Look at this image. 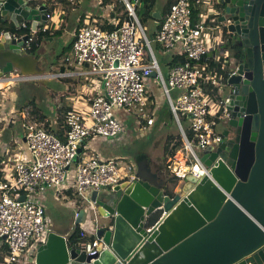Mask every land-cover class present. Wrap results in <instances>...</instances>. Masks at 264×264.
<instances>
[{"label":"water","instance_id":"1","mask_svg":"<svg viewBox=\"0 0 264 264\" xmlns=\"http://www.w3.org/2000/svg\"><path fill=\"white\" fill-rule=\"evenodd\" d=\"M156 1L151 17L161 21L164 1L159 8ZM215 8L222 33L233 42L220 98L229 115L221 141L196 152L204 169L199 177L159 179L145 158L138 160L133 177L91 193L99 220L95 237L108 248L70 247L50 231L30 263L264 264V0H216ZM48 11L28 0H0V78L13 69L43 73L21 33L45 25ZM83 216L80 210L74 226Z\"/></svg>","mask_w":264,"mask_h":264},{"label":"built area","instance_id":"2","mask_svg":"<svg viewBox=\"0 0 264 264\" xmlns=\"http://www.w3.org/2000/svg\"><path fill=\"white\" fill-rule=\"evenodd\" d=\"M28 1L38 6L36 0ZM121 1L126 16L114 30L106 31L96 25L97 17L108 21L114 5L107 4L105 8L100 7L101 15L86 14L83 25L74 32L71 52L65 62L85 68L87 72L82 75L100 76L102 89L90 99L86 107L65 109V142L48 133L43 123L32 120L29 109L19 111L14 104L8 106V96H4L6 92L0 94V124L8 126L18 120L22 140L30 154V159H27L21 152L11 150L15 153L14 165L9 166L8 171L0 162V250L4 254L0 264H28L37 248L45 242L50 232L48 228L52 224L42 197L49 190L78 207L74 212L75 220L78 210H81L79 201H86L90 211L95 212L90 200L91 193L113 189L127 178V173L123 174L119 170V159L103 158L90 149L89 141L95 137L118 139L123 128L116 112L127 110L132 105L138 108L136 119L139 126L145 124L149 127L154 124L156 102L146 91L152 73L178 122L182 141L179 150L182 158L178 160L177 154H174L166 163L170 177L179 182L183 181L187 173L199 177L198 172L204 169L198 163L192 142L198 151H202L221 141L216 126L229 112L222 108L218 89L230 75V57L225 56L227 60L221 61L224 56L209 54L210 48L202 40L206 17L199 14L198 20L193 22L191 0H173L162 17V24L154 29L150 41L135 13L140 0ZM199 3L196 0V4ZM109 21L115 26L118 23ZM52 23L54 14L48 11L46 24L28 36L25 43L27 51L36 33L39 30H52L55 27L51 26ZM153 45L160 54H168L177 49L180 56L179 61L168 68L166 77L155 56ZM224 69L225 77L222 73ZM59 77L62 78L63 74L50 75V78ZM46 79L45 74L22 75L18 69H13L0 78V82L6 83L0 92L15 83ZM175 91H179V94L173 99L172 93ZM55 102L60 105L58 99ZM214 104H217L216 114L212 112ZM180 118L188 123L191 141L185 135ZM12 143L16 141L12 140ZM189 155L194 160L192 163ZM175 163L179 165L176 170L172 168ZM129 170L133 177L134 164H131ZM71 197L75 198L74 201L69 200ZM84 221L85 215L81 225ZM94 228V239L88 244L91 250L98 247L105 250L108 247L100 238L95 237L97 227ZM81 231L80 238L83 239L86 233ZM28 252L33 254L30 260Z\"/></svg>","mask_w":264,"mask_h":264},{"label":"crops","instance_id":"3","mask_svg":"<svg viewBox=\"0 0 264 264\" xmlns=\"http://www.w3.org/2000/svg\"><path fill=\"white\" fill-rule=\"evenodd\" d=\"M200 1V0H199ZM38 2V6L41 4H44L49 8H51L52 5H54V12H59L61 17V21L59 24H57L53 29L54 30H59L61 29L62 34L59 36V39H62L64 44L67 45V43L70 41L71 34L76 31V27L78 25V21L80 17L84 14H91L95 12V15H101L102 10L98 5L96 6V1L92 0H36ZM52 2V3H51ZM166 0H164V5H165ZM199 5V14H201L203 17H206V22H205V28L204 30L209 29L210 33H214L213 37L211 38V42H207L209 44V54H217L220 56H228L230 57V54H232L233 47H232V40H230L229 37L225 36L222 31L221 27L217 22V11L214 5L211 4V6L205 10V7L203 5V2L200 1ZM163 15V14H162ZM64 34V35H63ZM54 40V38H52ZM68 40L64 41V40ZM51 39L46 40L47 42L53 41ZM45 44V43H44ZM43 48V47H42ZM55 54V57L57 58L59 54ZM69 55V54H68ZM163 56V65L165 67V71L163 75H167V70L170 66L175 65L179 59L180 56L178 55L177 49L173 50L172 52L168 54H160ZM33 56V55H32ZM41 61L40 67L44 70H49L50 68L53 67L55 59H51L46 61L45 58H38ZM57 68L59 69V72L63 74V77H59L58 80H64V78H67L65 80H68V78H75V80L72 82V85L78 83L80 84V87L77 86H69L68 84L63 85L62 91H60L58 97L59 98H54L58 99L60 101V107L65 110V109H71L73 107H86L88 105L90 99H92L98 91L102 89V83L98 80L97 83L90 82L89 80L83 79L81 76H86L82 75L81 73L87 72L85 68H79L72 63H66L65 61L63 63L58 62ZM70 73V74H67ZM92 76V75H90ZM83 79V80H81ZM151 79H154V77H150L149 80L147 81V86H146V91L148 96H151L152 98L155 99L156 105L158 103L162 104L163 103V92L162 89L156 84V81H151ZM64 80V81H65ZM29 86H33L32 84L29 83ZM25 89V88H24ZM1 92H6L4 96H8L9 101L7 103H12V102H17L18 107L19 102L25 103L23 99H21L20 95L18 93L13 92V89H5V91ZM4 94V93H3ZM179 91H175L172 93V98L175 99L178 97ZM162 95V97H161ZM93 96V97H92ZM28 97V96H27ZM25 98V97H24ZM212 112L213 114L217 113V104H214ZM45 108H49L48 103ZM59 108V109H61ZM50 109V108H49ZM55 109V108H54ZM54 109L52 110H46L50 114L54 113ZM58 109V110H59ZM156 110V106H155ZM217 110V111H216ZM158 109L156 110L157 113ZM56 113V112H55ZM155 113V115H156ZM117 117L120 119L121 124H122V134L118 139H103V138H92L89 141V147L91 150L95 151L97 154L102 156L105 159H124L123 157L128 158L135 166V171L137 170V164L136 162L138 160H141L142 158H145L149 169L155 173L159 179H165L164 174L168 171L166 168V163L168 159L171 156H165L164 158V150H163V145L165 142L166 137L170 138L173 135L180 137V132L179 129L176 125L174 124V130L171 127V129H167V126L169 123L168 119L166 116H161L162 120L158 122V116L154 117L153 119L154 124L152 126H149L148 128L145 127V130L147 134L150 135V133L155 134H162V138H164L163 143L161 141H153L151 143V150L150 154H146L143 151L137 149L133 150L132 146L133 144L138 140V138H141V135H138L139 130L137 128V124L129 123L128 122V117L125 116L123 111H117L116 112ZM175 121V120H174ZM19 121L17 120L15 124L11 125H3L2 127V136L0 144V162L6 166L5 170H9V165L5 164L3 161V156L5 153V150L7 147H10L11 150L21 152L27 159H30V154L27 151V148L24 144V141L22 140L21 137V130L19 126ZM186 126L185 130H189L188 123L185 121ZM221 123V121L217 124L216 129L218 125ZM171 124V123H170ZM184 129V128H183ZM140 131V130H139ZM143 131V130H142ZM140 131V132H142ZM217 131V130H216ZM218 133V131H217ZM12 140L16 141V143H12ZM161 154H159V153ZM175 152V154H177ZM158 153V154H157ZM156 154V155H155ZM160 155V156H158ZM154 156V157H153ZM164 159V162H163ZM164 163V164H163ZM167 170V171H166ZM169 173V172H168ZM170 177V173H169ZM168 177V178H169ZM47 196H44V203L46 206V212L48 217L52 219L53 223V232H56L62 236H65L67 239V235L73 230L74 226V210L76 211L78 207L71 206V204L67 200H63L62 197L59 195H56L55 191L49 190L47 193ZM54 197V198H53ZM75 198L71 197V201H74ZM60 202L62 206L60 205ZM69 206L73 207L74 209L72 210L69 208ZM67 209V210H66ZM162 213H158L157 215H161ZM63 216L64 217V222L65 226L58 224V219ZM160 217V216H159ZM152 226L151 224L149 227ZM55 228V230H54ZM81 230H84L86 233V236H88V233L82 225L80 226ZM92 236V235H91ZM94 236V234H93Z\"/></svg>","mask_w":264,"mask_h":264},{"label":"rangeland","instance_id":"4","mask_svg":"<svg viewBox=\"0 0 264 264\" xmlns=\"http://www.w3.org/2000/svg\"><path fill=\"white\" fill-rule=\"evenodd\" d=\"M71 1H73V0H71ZM117 1L118 0H109L108 2L117 3ZM162 1H164V0H157L156 1L157 4H158L157 5L158 8H159L160 4L162 3ZM200 1L203 2L204 7L206 6L205 7V10H206V9H208L211 6V4L214 5L216 0H200ZM96 3H97L96 6L98 5L99 7H103V8H105V6L107 5V2H104V0H96ZM111 5H113V4H111ZM53 14H54V23H52V25H51L52 27L56 26L61 21V19H60L61 15H60L59 12L58 13L54 12ZM91 14H92V16H94L95 12L91 13ZM97 18H98V22L99 23L103 22V19H101L99 17H97ZM154 26H155V22L153 20H148L142 25V27L144 29V32H145L146 36L148 37V39L150 41L152 40V36H153L154 28H155ZM209 31L210 30L207 29V30H203V32H202V40L205 43L206 47H209V44L207 42H211V38L214 35V33H210ZM73 35H74V32L71 34L70 40L73 38ZM59 38L60 37H56L53 41L49 42L48 44L46 43L44 45V47H46V49H45L46 51L50 50L53 53L59 54V56L57 58L55 57V54H53L48 59V60H51V59H55V60H53L54 61L53 67L50 68L49 70H44L43 73H42L43 75L44 74L47 75V79L46 80L27 82V83H15L11 87H9L10 89H13V92L18 93V95H20L21 99H22V97L26 96L25 97V99H26L25 103L19 102L20 103L19 106L22 107L24 104H26V102H28L31 98L34 97L36 99L37 104L39 106H41L43 109H46V110L49 111V110H52V109L55 108L54 109V113H55L60 108V105L55 102L54 98H59L58 95L60 94L59 92L62 91L63 85L68 84L69 86H71L72 82L75 80V78H68V80H65L67 78H64L65 81L64 80H58L59 78H50V75L59 74L60 73L59 69L57 68V64H58V62L63 63L66 60V57H67V54H68V52H66L67 50L64 49V47H66V44H64L63 40L59 39ZM64 41L68 42V40H66V39ZM153 49H154L155 56H156V58H157V60L159 62V65H160V67L162 69V72L164 74L165 67H164L163 62H162V60L164 58H163V56L160 55V53H158L156 51L154 45H153ZM42 53L43 52H41L40 54H42ZM40 59H42V58L40 57ZM81 77L83 79H85V80H89L90 79L91 83H93V82L97 83V81L100 80V76L86 75V76H81ZM83 79H81V80H83ZM151 81H154V79H151ZM29 83L33 85V86H29L31 88V90H33V91L27 93L26 90L24 91L23 88L26 85H29ZM72 86L80 87V84L76 83V84H74ZM225 93H226V90H225L224 85L222 84L219 87V89H218V97L222 98V96ZM0 94H3V92H0ZM161 97H162V95H161ZM163 99L164 100H163L162 104L158 103L156 105V110L158 109L157 113H156V110H155L156 115L165 116L166 105L168 104V102H167L165 97ZM47 103H48V106H49L50 109L49 108H45L47 106ZM81 108H83V107H76V108L73 107L71 109L78 110V109H81ZM25 109H29V113H30L31 110H30L29 107L25 108ZM46 110H45V112H47ZM123 112H124L125 116L128 117V122L130 124L131 123H133V124L135 123V124H137V128L140 131L143 130L142 132L137 130L138 131L137 133H138V135L139 134L141 135V138H138V140L133 144V146H132L133 150L139 149V150L143 151L146 154H150L151 143H153V141L154 142L155 141H161V143H163L164 138H162V136H161L162 134L153 135V133H150V135H149V134L146 133V131H144L145 127H147L145 124H142L141 126H139V124L137 122V119H136V114H138V108L135 105L130 106L129 108H127V110H124ZM31 113H32V111H31ZM156 115L154 114V117H157ZM30 117H31L32 120H35V121L37 120V115H35V113L32 114ZM168 122L169 123H167L168 124L167 129H169V128L171 129V127H172L173 130H174V125L172 124V122H170L169 120H168ZM43 124H44V122H43ZM182 125H183V127L185 129L186 123L182 122ZM2 127H3V125L0 124V144H1V141H3L1 139ZM224 127H225L224 126V122L221 121V123L218 125V127L216 129L218 131L217 134H221L223 129H224ZM173 138H174V140H172V141L169 140L168 137H166V139H165V142H164V145H163L164 146L163 147L164 157L171 155V153H170L171 149L170 148L174 144V141H176V140L178 141L179 137L173 135ZM192 146H193V149L196 152H198L194 142H192ZM14 154L15 153L11 152L10 147H7V149L5 150L4 156H3V159H4L3 162L5 164H8L10 167H12L14 165ZM159 154H161V153H159ZM158 156H160V155H158ZM123 158L124 159H121V160L117 161V165L119 167V170H121V172L123 174L127 173V177H129L131 175V171L129 170V167L133 163L128 158H126V157H123ZM189 160H190V163H192L194 161L191 155H189ZM164 177L168 178L169 175L165 173ZM45 196H47V194H45ZM60 205L62 206L61 202H60ZM71 206H74V205L71 204ZM71 206H69V208H71L73 210L74 208L71 207ZM78 206L85 213V221L83 222L82 226L86 229V231L88 233V236H91V235L94 234V229H95L94 226L98 227L99 220H97V222H95L93 214L90 211V205L86 201H79ZM74 207H76V206H74ZM74 212H75V210H74ZM89 219H91L90 222H88ZM64 220H65L64 217L61 216L58 219L57 222H58V224L65 226ZM49 221L51 222L52 227H49L48 230H53V223H52V219L50 218V216H49ZM54 230H55V228H54ZM32 255L33 254L31 252H28V254H27L28 260H30ZM3 256H4V254H3L2 250H0V260L3 259ZM28 264H32V263H28Z\"/></svg>","mask_w":264,"mask_h":264},{"label":"trees","instance_id":"5","mask_svg":"<svg viewBox=\"0 0 264 264\" xmlns=\"http://www.w3.org/2000/svg\"><path fill=\"white\" fill-rule=\"evenodd\" d=\"M96 1V0H94ZM109 0H104V2H107V4H113L114 7L112 8V11L109 15V19L108 21L106 19H103L102 23L97 22L96 25L106 31H112L115 29V27L119 26L123 20V18H125L126 16V9L124 4L122 3L121 0H118L117 3L114 2H108ZM129 2H133V0H128ZM58 2H60V0H58ZM173 0H166L164 8H163V16L164 14L168 11V9L170 8L171 4H172ZM52 3V2H51ZM154 3L155 0H140V2L136 5L135 7V13L137 18L140 21V24L143 25L146 21L148 20H153L151 17V12L153 11V7H154ZM215 6V3H214ZM54 11V5L51 6V8H49V12L53 13ZM191 11H192V21L196 22L198 20V16H199V5L196 4V0H191ZM86 14L82 15L78 21V25L76 27V30L83 25V20ZM162 16V17H163ZM109 20H113L118 22L116 24V26L112 23V21ZM154 21V20H153ZM155 22V28H159L160 25L163 22V18L161 21H154ZM154 33V32H153ZM22 35H28L30 36L31 32L29 30V27L26 26L25 28L22 29ZM62 34L61 29L59 30H50V31H45L43 32L42 30H39L35 37L32 39V42L30 43V49L28 50V53L30 54H35L40 48H41V43L45 42L47 40V38H56L59 37ZM72 41L73 38L67 43L66 47H64V49H66L68 52V54L71 52V48H72ZM67 54V55H68ZM226 61L227 58L226 57H222L221 61ZM226 66H227V62ZM226 69L222 70V73L224 74V77L226 76ZM22 99L24 100V102L26 101L25 98L22 97ZM11 104H14L15 107L21 111L22 109L25 108H30V116L32 114L35 113V115H37V120L36 122L39 123H43L44 122V129L48 132L51 133L52 135H54L58 140H60L61 142H65V138H66V125L65 122L63 120V112L65 111L63 108L59 109L56 111V113L50 114L49 112H45L44 109L39 106L36 102V99L33 97L31 98L28 102H26V104H24L22 107L18 108V104L17 102H12V103H8V106H11ZM49 114V115H48ZM165 116L167 117V119L172 122V124H175L174 121V117L171 113V110L169 108V105H166V110H165ZM161 116H158V122H160L162 119ZM54 120V121H53ZM35 121V120H34ZM182 122L185 123L184 119L180 118V123L182 125ZM13 124V123H11ZM9 124V125H11ZM15 124V123H14ZM183 127V125H182ZM184 128V127H183ZM185 135L188 138L189 141H191L192 139V134L189 130H185ZM169 140H174V138L171 136L169 138ZM182 147V141H181V136L178 138V141H174V144L172 145V147L170 148L171 151V155L173 156L175 154V152H177L178 150H180ZM165 158V157H164ZM164 162V159H163ZM164 164V163H163ZM167 171V170H166ZM166 174L169 175L168 171L166 172ZM172 178V177H170ZM169 178V179H170ZM172 180H176L174 177L172 178ZM160 215H157L151 222V225H153L159 218ZM81 228L80 226H75L73 228V230L67 235V245L70 247H74V248H83L86 244H88V242L93 241L94 236H86L85 238L81 239L80 238V233H81Z\"/></svg>","mask_w":264,"mask_h":264},{"label":"flooded vegetation","instance_id":"6","mask_svg":"<svg viewBox=\"0 0 264 264\" xmlns=\"http://www.w3.org/2000/svg\"><path fill=\"white\" fill-rule=\"evenodd\" d=\"M48 39H51V40H53L52 38H47V40ZM47 43H49V42H47V41H45V42H42L41 43V48L35 53V54H31V55H33V56H36L37 58H45L46 59V61H48V59L53 55V52H51L50 50L49 51H46L45 49H46V47H44V45ZM43 47V48H42ZM41 52H43L42 54H40ZM45 52V53H44ZM30 54V53H29ZM42 55V56H41ZM49 62V61H48ZM25 88V89H24ZM23 89H24V91L26 90V92L27 93H29V92H32L33 90H31V88L29 87V85H26L25 87H24ZM24 97H26V96H24ZM23 97V98H24ZM170 178V177H169ZM168 178V179H169ZM78 211H80V210H78ZM92 212V214H93V217L95 216L96 218H98V214H97V212H94V211H91ZM84 215H85V213H84ZM81 225V224H80ZM79 225V226H80Z\"/></svg>","mask_w":264,"mask_h":264},{"label":"bare ground","instance_id":"7","mask_svg":"<svg viewBox=\"0 0 264 264\" xmlns=\"http://www.w3.org/2000/svg\"><path fill=\"white\" fill-rule=\"evenodd\" d=\"M5 85H6V83H4V82H0V89L4 88ZM176 158H177L178 160H180V159L182 158V153H181L180 151L177 153ZM178 166H179L178 163H175V165H174L172 168H173L174 170H176V169L178 168Z\"/></svg>","mask_w":264,"mask_h":264}]
</instances>
